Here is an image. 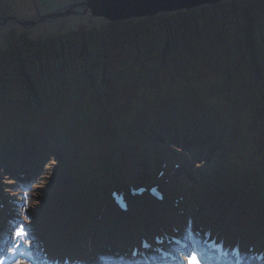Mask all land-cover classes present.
Returning a JSON list of instances; mask_svg holds the SVG:
<instances>
[{
	"label": "rangeland",
	"instance_id": "obj_1",
	"mask_svg": "<svg viewBox=\"0 0 264 264\" xmlns=\"http://www.w3.org/2000/svg\"><path fill=\"white\" fill-rule=\"evenodd\" d=\"M85 1L0 0V67L5 68L14 61L10 59L11 53L6 52L14 47L15 52L20 51L22 60L35 55L38 56V59L50 60L54 58V55H60L55 63L58 70L61 69L58 73L55 71L59 75H54L53 81L49 79L51 76H47L51 75L50 68L43 70L41 67H29L23 64L20 67L21 73L19 69L13 73L17 74L18 87L27 88L28 96L31 94L30 99H34L31 105H34L35 101L39 99L37 98L38 86H40L38 81H41L43 77H46L48 81L51 80V83L55 85L48 91L60 98L53 103H37L40 111L48 113L53 118L49 123L50 130L43 126L44 130L33 131L27 136L13 132L14 137H12L13 141L10 146L0 144V192L13 195L12 202L16 203L10 204L11 208H7L17 221V226L9 232L10 238H13L15 230L22 224L34 241L32 250H37V239L32 231L37 232L40 228L41 217L45 219L44 215H49L50 210L57 208L60 209L58 212H64L63 209L66 208L70 215L54 212L47 219L61 218L62 221H69V217L76 213L78 208L83 207L85 220L87 223L91 222L99 211L103 195L108 191L107 181H110L112 176H120V179L126 181L148 179L154 182L153 179L158 169V158L156 159L158 154L165 155L181 165L182 170L178 174L173 175L171 180L165 181L164 178L160 184L165 191L166 189L171 191L175 187L179 193L178 196L182 197L184 201L181 203V208H184L189 216L196 212L193 205L195 206L196 201L201 197L203 203L207 202L206 199L209 195L224 194L225 191L232 188V185H237V188L226 193L230 203L243 202L244 204L248 196L263 202L264 192L252 187L249 174L243 170L238 172L235 169L233 181L237 184L226 183L234 174L232 173L233 167L229 166V158L234 157L232 155L238 152L240 144H235V142L242 139L238 133L239 122L232 125V130H227V124L222 122L220 126L222 130L219 135L218 131H216L217 134L214 131L212 117L209 118L206 112L193 116L192 111L189 110L188 117L181 118L180 121L188 122V119L191 118L192 124L202 130L201 140L197 142L200 143L197 149L200 147L204 150L196 154L189 153L181 144H171L163 134L155 135L152 131L150 134L155 136L153 139L143 135L140 136L141 139L135 140L136 142L131 140L130 142L127 140L115 141L112 133L104 131L106 127H110V124L105 127L101 125L105 115L109 116L111 112L116 113L115 106L111 103L112 97H107L104 103L101 101L102 99H99L101 101L99 108H94L95 113L99 112L98 110L107 113L101 116L103 112H100L98 116L100 117L99 127L104 128L100 135L99 128L93 127L90 123L95 119L86 118L84 127L78 122L79 103L73 100V95L74 92L83 90V87L89 85V82L90 85H93L94 90L96 88L107 92L113 91L112 86L106 87L107 82L105 81L108 77H119L120 74L118 69H110L106 64L110 61L117 66L126 64L130 67L134 64L136 57L138 58V51H142L144 48L148 50L149 47L156 48L158 46L160 52L167 51L169 55L171 54L176 63L192 68L194 65L191 60L194 54L187 49V44L182 41L189 29H198L196 30L199 32H197L199 34L197 40H200L198 45L203 47L201 52L203 55L196 56V58L204 63L207 70L212 73L211 75H214L215 65L225 70L222 58L226 57L228 53L226 45L232 53V58L238 61L242 56L247 55V51L251 50L254 55L255 52H258V55L261 53L263 56L264 0H223L215 4L194 7L186 10L187 12L177 10L168 17L153 20L154 22L148 17H144L146 20L132 18L133 20L117 22L109 21L103 17H95L84 5ZM248 6L253 7L252 12ZM91 19L97 22L91 25ZM103 20L108 23H103ZM255 21L258 23L255 24ZM148 24L150 27L147 26ZM25 38H30L27 45L24 44ZM107 40L108 42H105ZM194 43L197 44L196 41ZM239 47L241 50L234 53ZM106 52L112 56L111 59L103 57ZM224 52L226 53L224 54ZM64 59L70 61L71 64L68 65L77 66L76 70L72 69L71 72L62 70L63 65H67L63 62ZM92 60L99 65L97 64L98 67L96 65L95 70L87 73L86 65ZM258 66L263 67L260 64ZM263 72L257 71L259 74L255 79L257 83L262 80ZM43 73L46 75H42ZM70 76L78 78L75 80L76 83L78 82L76 85L71 83ZM2 79L13 83L9 76H0V80ZM255 80H253L254 83ZM102 81L104 82L102 83ZM261 82L264 83V77ZM4 92L5 90L0 94H4ZM123 92L121 91V93ZM190 92V89L183 90L185 96H189ZM225 92L228 94L227 90ZM105 95L107 96V94ZM230 98L234 104H237L238 96L230 95ZM109 99L111 100L109 101ZM183 101L186 103L189 99L185 97ZM68 105V110L65 111ZM227 110L230 117L234 118L232 108L229 107ZM57 112H62L60 116L66 117L67 121L53 115ZM86 112L87 110H84L82 115L88 116ZM172 112L174 118L176 111L173 109ZM38 115L41 116V113L38 112ZM239 115L244 123L243 113ZM63 120L66 121L65 124ZM141 120L138 126L140 131L144 127L143 118ZM207 125L210 134L204 132ZM239 127H241V133L247 132L242 124ZM159 129L164 131L162 127ZM49 131L51 132L49 133ZM193 133L191 132V137H193ZM205 139L208 140L207 143L202 142ZM224 142L227 143L224 144ZM18 145L24 146L25 151L29 145L34 150L32 155L23 162H20L15 154L20 147ZM82 145H88V148ZM8 160H10L9 163H13V167L17 168V171H24L25 176L29 174L28 179H24L15 191L8 188L14 184V179L5 173ZM29 161L32 163L34 161L35 164H30L32 167L26 170L25 167ZM102 165L103 176L100 180ZM79 171L83 174L85 181L92 177V180L89 181L93 183L91 187L89 182L83 184L85 181L80 180L82 174ZM228 173H230L229 176ZM244 181L247 183L240 186L243 190L238 191V184ZM200 192L202 194H199ZM1 199L3 198L1 197ZM7 199L5 198L2 204L8 205ZM1 215L4 216L5 211H2ZM52 224L50 228L53 226ZM131 237L137 239V235L134 233ZM22 252L25 257L29 254L26 249H23Z\"/></svg>",
	"mask_w": 264,
	"mask_h": 264
},
{
	"label": "trees",
	"instance_id": "obj_2",
	"mask_svg": "<svg viewBox=\"0 0 264 264\" xmlns=\"http://www.w3.org/2000/svg\"><path fill=\"white\" fill-rule=\"evenodd\" d=\"M249 8L250 11L253 9L251 6H248V9ZM186 10L187 9H183L182 11L187 12ZM174 12L177 11L161 12L148 18L153 21L157 18L168 17ZM142 20H146V18H143ZM91 21V25L97 22L92 19ZM103 23H108V21L103 20ZM257 23L258 22L255 21V24ZM147 26L150 27L149 24ZM196 30L198 29H189L182 40L183 43L187 44V49L194 54L192 55L191 60L194 65L192 68L188 65L186 66L185 64L182 66L181 63H176L171 54L169 55L167 51L160 52L158 46H156V48L149 47L148 50L144 48L142 51H138V58L136 57L134 64L130 67L126 64L117 66L114 65L115 63L110 61L106 64L108 68L118 69V72L122 73V76H112L110 80L113 82L112 84L116 86L115 94L108 95V97L113 98L112 100L116 107V119L114 125H112L111 131H115V138L117 140H123V137H125L124 129L128 126L132 127L131 125L133 124L132 119L129 121L126 119L125 113H127V117H130L129 115L132 114V112H142L152 123L156 119L154 114H161L164 112V109H166L170 103H176L175 105L179 111H182L184 107L187 108L183 101V98L185 97L187 99L192 97V102L197 105V109L199 110L203 108V105L200 103L202 100L206 101V104H211V107L215 106V110L221 111L220 114H226L227 112L226 110L224 111V109L229 105V97L232 93L235 95H242L243 97L247 95L249 100L247 101L245 98L247 102L244 101L241 103L242 111L246 115V117H243L246 124L245 128L248 134H251V129L259 131L257 132L255 140L248 146L249 148L246 151V157L243 154L244 156L242 160L249 164L257 163L258 168L256 166L255 168H257L260 173H264V127L256 123L253 111H251L252 105H260V109L264 108V95L262 94L263 88L259 85L255 86L253 81L255 80V76H257L258 70L262 72L264 71V55L261 56V53L258 55L259 53L255 51L254 55L251 50L247 51V55L242 56V58L238 61L232 58V53L226 45L225 47L227 48L226 50L228 53L226 57L223 56L222 58L224 60L225 67L223 68L225 70H223L220 66L215 65L216 68L214 67L213 71L214 75H211L212 73L207 70L204 63L198 61L196 58V56L203 55L201 53L203 47L198 45L200 40H197L199 32ZM29 39L30 38H25V45L29 44ZM194 41H196L197 44L194 43ZM105 42H108V40ZM262 43L264 44V41ZM238 50H241V47L236 49L234 53H238ZM6 52L9 54L11 53L10 59H13L14 61H12L7 67L5 66V68L0 67V76H9L13 83H9L4 79L0 80V92L2 93L5 90L4 95L0 94V98L3 96L4 100H6L5 102L3 99V101L1 100V105H5L6 107L2 108L0 105V118L2 117L4 120L7 118L9 119L10 122L6 125L12 124L11 126H19L23 123V120L31 114L30 106L25 104V100L28 97L29 92L27 88H24L23 86L18 87L19 85L16 81L17 74H13L18 71V69L21 73V60H19L21 53L15 52L14 47L10 50L8 49ZM159 53L160 55H158ZM225 53L226 52H224V54ZM59 57L60 55H54V58L49 60L42 58L38 59V56L35 55L29 59L26 58V60L23 58V63L29 67H41L43 70L50 68L51 70H49V73L51 75L47 76H51L49 79H52L53 81V76L59 75L56 73L61 71V69L58 70L55 63ZM103 57L109 60L112 56L106 52ZM65 59L63 62L67 65H63L62 70L68 72H71L72 69L76 70L77 66L68 65L71 64L70 61ZM97 64L98 63L94 62V60L89 61L86 65V69L91 72L95 70ZM259 64L263 67H259ZM29 72L31 71L29 70ZM42 75L46 74L43 73ZM75 80H78V78L73 77L71 83L76 85L78 82L76 83ZM52 81H48L46 77H43L41 81H38V84L40 85L38 87L40 89V93L45 95L44 98H49L54 102L57 96L52 95L50 91H48L50 88L52 89V87L55 86L51 83ZM35 83H37V81ZM189 87L191 92L194 94L190 92L189 96H185L183 92L178 93V89L184 90ZM225 90H227L228 94ZM99 91L100 93H104L102 89H99ZM104 91L107 92L106 90ZM121 91L124 92L121 93ZM80 95L82 97L81 100H83L81 112L87 110L86 113H90V110L96 108V93L93 92L90 84L83 87ZM219 108L222 109L219 110ZM66 110H68V107L65 108V111Z\"/></svg>",
	"mask_w": 264,
	"mask_h": 264
},
{
	"label": "bare ground",
	"instance_id": "obj_3",
	"mask_svg": "<svg viewBox=\"0 0 264 264\" xmlns=\"http://www.w3.org/2000/svg\"><path fill=\"white\" fill-rule=\"evenodd\" d=\"M23 147L24 146L21 147L22 150H24V148H25V147L24 148ZM33 151H34L33 150V147L29 145L28 146V149L26 151H24V153L21 154V153L18 152L16 154V157L18 158V160L20 162L21 161L23 162V161H25V159H27L28 157H30L32 155ZM186 151H188V148H186ZM226 206H227L226 204L225 205H222V206H219V210L222 212L223 216H222V222H216L215 221L216 227L218 229L220 227H223L222 230H224L225 229V225H227L228 223L231 222V224L228 225V227H231V229L229 231H234V230L240 231V230H242L243 231V237L247 240L248 235L251 234L252 227L250 229V232L245 235L246 226L249 224L250 218L254 214L255 209H251L250 210V213L248 215L249 216V219L246 216V219L245 220H242L241 218H239V215H241V213H239V215H238L237 210L241 206H243V202H235V203H232L231 206L229 207V212L231 214L226 219V217H227V211H228V208ZM59 210H60L59 208L52 209V210H50V214L49 215L53 214L54 212H58ZM157 211H158V209H153V207H151V208H144V207L136 208V207H133L132 208V212H133V220L132 221L131 220L129 222L123 221V223H121V221H118V220H111V221L107 222V227L105 225H104V227L107 228L106 230L111 235L110 236V239L115 243L117 241V238L118 237H121V236L122 237L129 236L127 234V229H128V231H132L133 230V228H134L133 225L135 224L134 223L135 220L142 221L141 219H144L143 221L145 222V221L148 220V218H152V216L158 214ZM162 212L164 213V215L160 219L162 220V218H165V220H169L170 218H169L168 211L162 210ZM262 212L264 213V209H263ZM44 216H45V219H44V217H41V223L39 224L40 225V228H39L38 232H36L34 234H36V236H38V235L41 236V234L43 235L45 233L44 236H51L52 237V231H53V234L54 235L58 233L59 237L56 236V235L55 236L59 240L53 238V240H50L49 242H47L49 244V249H50L51 252H54V248L51 249V245H56V244L59 245L60 248L63 247V250H65L64 252H69V250L75 251L76 249L79 248L80 244L78 242L76 243V238H74V236H71L73 234L72 231L69 233L70 235H68V236L60 235L59 234V233H62L63 234V232H64L63 229L65 227H67L68 221H64V220L63 221H59L60 219H57V220L52 219L51 220V218L47 219V217H48L47 214L44 215ZM140 221H138V222H140ZM263 222H264V220H263ZM51 223H53L52 224L53 226L50 228ZM149 223L148 222L145 223V224L141 223L140 225H143L145 227V229H147V227H149L148 226ZM127 224H128V227L126 226ZM123 225H125L126 227H122ZM81 227H82V225H81ZM263 227H264V224L261 225L259 229L262 230ZM4 228L6 229V231L9 232V230H7V228H6V225H5ZM112 228H113V230H112ZM5 229H4V231H5ZM86 230L88 232V229H86ZM106 230H101V234H103L104 232H106ZM32 232H34V231H32ZM51 237H50V239H52ZM259 238H261V237H259ZM130 241H131L130 238L126 239V242H130ZM109 243H111V241ZM129 244H132V243H129ZM116 246H118V243H116ZM181 261L187 262L185 264H188V259H184V260H181ZM100 263L103 264V262L101 260L99 261L98 264H100ZM257 264H261V263H257Z\"/></svg>",
	"mask_w": 264,
	"mask_h": 264
},
{
	"label": "water",
	"instance_id": "obj_4",
	"mask_svg": "<svg viewBox=\"0 0 264 264\" xmlns=\"http://www.w3.org/2000/svg\"><path fill=\"white\" fill-rule=\"evenodd\" d=\"M223 0H86L84 5L95 17L109 21H123L138 17H152L161 12L191 9Z\"/></svg>",
	"mask_w": 264,
	"mask_h": 264
},
{
	"label": "snow or ice",
	"instance_id": "obj_5",
	"mask_svg": "<svg viewBox=\"0 0 264 264\" xmlns=\"http://www.w3.org/2000/svg\"><path fill=\"white\" fill-rule=\"evenodd\" d=\"M176 242V241H174ZM34 241L30 237V234L26 231L24 225H20L14 232V236L10 243L9 251L13 256H16V253L19 249L25 248L29 252V256L25 257L24 253H20V257L14 261V264H39L38 260H35L32 257L31 250L33 248ZM198 241L195 236L191 237V248L189 250L188 243H185V251L183 254L188 258V264H208V262L204 259V255L197 248ZM221 251L227 252L224 249V246L220 245ZM231 251L235 252L237 256L240 255L239 249L235 248ZM135 255V253H134ZM0 264H4V259L0 256ZM45 264H50L49 261H45ZM216 264H220V261H217Z\"/></svg>",
	"mask_w": 264,
	"mask_h": 264
}]
</instances>
